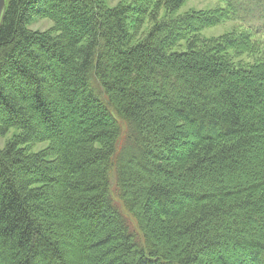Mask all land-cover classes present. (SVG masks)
<instances>
[{
    "label": "trees",
    "instance_id": "1",
    "mask_svg": "<svg viewBox=\"0 0 264 264\" xmlns=\"http://www.w3.org/2000/svg\"><path fill=\"white\" fill-rule=\"evenodd\" d=\"M146 2L6 0L0 264H264V43Z\"/></svg>",
    "mask_w": 264,
    "mask_h": 264
},
{
    "label": "rangeland",
    "instance_id": "2",
    "mask_svg": "<svg viewBox=\"0 0 264 264\" xmlns=\"http://www.w3.org/2000/svg\"><path fill=\"white\" fill-rule=\"evenodd\" d=\"M104 1L108 6L114 7L120 4L135 5L141 0ZM170 1L172 0H147L146 3H148V5L150 6V14L144 15L142 19L143 21L139 25L138 22H133L132 30L134 31V33L138 34V36L140 37H145L149 30L153 27V25L160 20V18L168 17L170 20L174 19V10L171 9V7L169 6L171 5V3L167 6V2ZM229 3L233 6L234 13L229 7ZM229 8L231 12L229 11ZM176 9L177 10L175 11L174 16H177L179 14H184V16H187L189 14H194L196 16L210 14L216 19L218 16L215 15H220L222 17V20H220L218 23L217 21L211 20V23L214 24H211L212 26L203 29V31L200 33L201 37H204L206 39L222 38L224 36L230 37L231 35L244 34L247 40H249L247 36H250L252 40L251 42L256 43L257 46H260L264 43V0H181ZM223 10L226 11L228 14H223ZM29 27L33 30L43 32L56 29L57 22L53 18H41L38 19L36 22L30 24ZM251 29L260 34H255ZM245 33L247 34V36ZM169 130L170 129H168L167 131L168 133ZM16 132H18L17 129L11 128L8 132L0 135V148H3L8 142V140L13 138ZM167 132L165 131V134ZM163 135L164 133L161 134L160 137H158V140L156 141V146L161 149H166L163 144ZM47 145L48 141L37 143L34 145L33 151H38L46 147ZM166 151H164V153H166ZM176 152L178 153L179 150H177ZM226 179H228L227 181H231L233 177H227ZM177 192L179 193L178 196L181 197V190L178 189ZM252 235L254 234L249 233L247 237L250 238ZM255 236L258 235L255 234ZM220 241L221 249L217 254H221L228 259L237 261L239 257L246 253L244 250H236L237 247L233 245L234 243L231 238H224Z\"/></svg>",
    "mask_w": 264,
    "mask_h": 264
},
{
    "label": "water",
    "instance_id": "3",
    "mask_svg": "<svg viewBox=\"0 0 264 264\" xmlns=\"http://www.w3.org/2000/svg\"><path fill=\"white\" fill-rule=\"evenodd\" d=\"M6 9V0H0V28L2 25L3 15Z\"/></svg>",
    "mask_w": 264,
    "mask_h": 264
}]
</instances>
